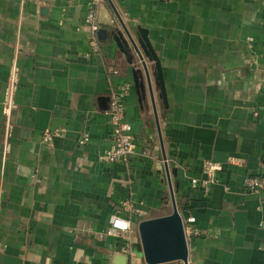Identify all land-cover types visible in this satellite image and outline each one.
Listing matches in <instances>:
<instances>
[{
  "label": "crops",
  "instance_id": "1",
  "mask_svg": "<svg viewBox=\"0 0 264 264\" xmlns=\"http://www.w3.org/2000/svg\"><path fill=\"white\" fill-rule=\"evenodd\" d=\"M111 2L115 11L106 0L98 7L93 53L89 0H0V264H146L138 225L172 212L168 181L198 232L186 236L187 264H264V188L242 186L264 167V120L253 117L264 110V0ZM115 14L131 35L148 31L160 61L167 107L144 58L157 121L148 92L136 95L138 57L128 65L112 38L122 30ZM124 85L136 152L104 163L107 112ZM83 133L90 140L79 145ZM207 163L222 171L203 193L190 180ZM112 217L130 233L108 235Z\"/></svg>",
  "mask_w": 264,
  "mask_h": 264
},
{
  "label": "water",
  "instance_id": "2",
  "mask_svg": "<svg viewBox=\"0 0 264 264\" xmlns=\"http://www.w3.org/2000/svg\"><path fill=\"white\" fill-rule=\"evenodd\" d=\"M106 1L115 11L111 0ZM115 15L122 30L112 33V38L119 52L126 58L128 65L134 66L133 52L138 57L141 69H132L136 95L139 100H146V91L148 92L156 120L150 74L144 58L154 65L152 71L154 86L159 91V99L167 107L160 61L148 39V31L141 26H137L133 35H131L117 14ZM168 186L172 212L167 216L141 221L138 225V244L135 245V251L142 256L146 264H163L173 261H181L183 264H187L188 249L183 220L174 201L173 188L170 181H168Z\"/></svg>",
  "mask_w": 264,
  "mask_h": 264
},
{
  "label": "built area",
  "instance_id": "3",
  "mask_svg": "<svg viewBox=\"0 0 264 264\" xmlns=\"http://www.w3.org/2000/svg\"><path fill=\"white\" fill-rule=\"evenodd\" d=\"M102 0H89L87 11L84 17V23L88 28V43L93 53H98V32L100 30V22L98 19V7ZM14 78L6 88L4 93L3 113L10 115L13 108V86ZM130 92L129 85H124L119 93H113L111 97L110 107L107 112L110 124V147L100 157L104 163H123L127 164L128 160L136 152V141L133 129L125 119L126 98ZM254 118L262 117L264 120V110H257L253 112ZM63 128L55 131H46L43 134L42 141L50 145L53 138L63 132ZM90 140L88 133L81 134L77 143L79 145H86ZM222 171V166L217 163H207L204 166V178H192L190 184L193 188H197L203 193H207L209 189L218 184L217 174ZM243 190L249 194H257L264 188V167L259 175L247 176L243 180ZM225 190H228L225 187ZM194 223L193 218L186 219L184 225L185 236H196L198 232L192 227ZM130 233V224L127 220L112 217L110 220V227L107 230L108 235L128 234Z\"/></svg>",
  "mask_w": 264,
  "mask_h": 264
},
{
  "label": "rangeland",
  "instance_id": "4",
  "mask_svg": "<svg viewBox=\"0 0 264 264\" xmlns=\"http://www.w3.org/2000/svg\"><path fill=\"white\" fill-rule=\"evenodd\" d=\"M140 66H141V64H140Z\"/></svg>",
  "mask_w": 264,
  "mask_h": 264
}]
</instances>
